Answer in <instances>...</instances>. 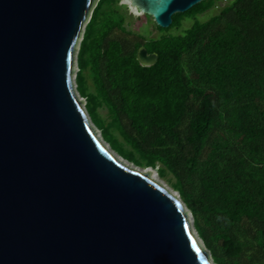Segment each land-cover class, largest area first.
<instances>
[{"label": "water", "instance_id": "water-1", "mask_svg": "<svg viewBox=\"0 0 264 264\" xmlns=\"http://www.w3.org/2000/svg\"><path fill=\"white\" fill-rule=\"evenodd\" d=\"M203 1L133 6L167 28ZM98 2L0 0V264H214L179 194L111 150L77 92Z\"/></svg>", "mask_w": 264, "mask_h": 264}, {"label": "trees", "instance_id": "trees-1", "mask_svg": "<svg viewBox=\"0 0 264 264\" xmlns=\"http://www.w3.org/2000/svg\"><path fill=\"white\" fill-rule=\"evenodd\" d=\"M203 1L148 37L99 0L78 54V92L105 141L160 167L214 264H264V0ZM186 18L195 21L182 34ZM158 56L150 66L141 48ZM106 111L103 116L100 111Z\"/></svg>", "mask_w": 264, "mask_h": 264}, {"label": "rangeland", "instance_id": "rangeland-1", "mask_svg": "<svg viewBox=\"0 0 264 264\" xmlns=\"http://www.w3.org/2000/svg\"><path fill=\"white\" fill-rule=\"evenodd\" d=\"M228 3H229V0L219 1L218 4H216L211 10H207L206 12H204L202 14H199L197 16V19L200 20V21H206V20H208L212 16L218 14L221 11V9L224 6H226ZM119 6H120V11H123L128 16V21H129L128 26H129V28L135 30L136 32L145 34L148 37H155L156 38V37H159L160 35H162L163 32L157 27L156 21H155L154 18H152V17H150L148 15H145L143 13L141 15H134L132 12L129 11L128 6H126V5L125 6H121L120 5V2H119ZM194 21L195 20L193 18H186L183 21V25L180 28H178V29L177 28L173 29L172 32L182 34L185 29L191 27V25L194 23ZM77 65H78V72H77V74H78L79 71H80V69H79V61H77ZM75 81H76V84L78 85L77 75H76ZM77 92H78V86H77ZM78 94H79V92H78ZM79 96H80V94H79ZM81 98L84 100L85 107H86V105H87L86 98H83V97H81ZM86 111H87V109H86ZM100 113L103 116H106V111L101 110ZM90 119L92 120L91 117H90ZM92 122H93V120H92ZM94 125H95V123H94ZM95 126L100 131L101 135L103 136L102 129L99 128L97 125H95ZM130 164H132V163H130ZM138 168H140V169H147V170H151V171L155 172L158 176H160L165 181V183L168 186H170L174 191H176L179 194V196L181 197V199H182V195H181L180 191L172 183L173 182V180H172L173 175L172 174L162 175L161 174V171H160V167H158V168H155V167H148V168L138 167ZM189 212L191 214V217H192V220H193V223H194L193 215H192V213H191L190 210H189ZM196 233H197V231H196ZM197 236H198V234H197ZM199 242L203 245V243H202V241L200 239H199ZM203 247L205 248L204 245H203ZM209 256H210V254H209ZM211 261L213 262V259L212 258H211Z\"/></svg>", "mask_w": 264, "mask_h": 264}, {"label": "clouds", "instance_id": "clouds-1", "mask_svg": "<svg viewBox=\"0 0 264 264\" xmlns=\"http://www.w3.org/2000/svg\"><path fill=\"white\" fill-rule=\"evenodd\" d=\"M121 6H128L129 11L134 15H141L142 13L137 10L136 7L133 6V0H119Z\"/></svg>", "mask_w": 264, "mask_h": 264}]
</instances>
